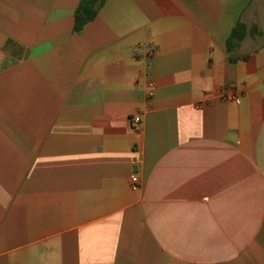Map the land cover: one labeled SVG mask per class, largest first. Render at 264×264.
Wrapping results in <instances>:
<instances>
[{"label": "crops", "instance_id": "crops-1", "mask_svg": "<svg viewBox=\"0 0 264 264\" xmlns=\"http://www.w3.org/2000/svg\"><path fill=\"white\" fill-rule=\"evenodd\" d=\"M79 2L0 0V264H264V0Z\"/></svg>", "mask_w": 264, "mask_h": 264}, {"label": "trees", "instance_id": "trees-1", "mask_svg": "<svg viewBox=\"0 0 264 264\" xmlns=\"http://www.w3.org/2000/svg\"><path fill=\"white\" fill-rule=\"evenodd\" d=\"M105 0H80L74 11L73 30L80 31L88 22L93 20ZM252 31V30H251ZM253 31H257L254 27ZM247 33L246 25L238 21L231 29L226 40V48L231 51L237 42ZM252 33V32H251Z\"/></svg>", "mask_w": 264, "mask_h": 264}, {"label": "built area", "instance_id": "built-area-1", "mask_svg": "<svg viewBox=\"0 0 264 264\" xmlns=\"http://www.w3.org/2000/svg\"><path fill=\"white\" fill-rule=\"evenodd\" d=\"M152 53H153V51L151 49L148 50V54L151 55ZM218 96L224 100H237V98H238L235 93H225L223 91L218 92ZM133 122L135 124L139 123L140 122V116L139 115L134 116ZM137 180H138L137 176L131 177V186L132 187L135 188L137 186Z\"/></svg>", "mask_w": 264, "mask_h": 264}]
</instances>
